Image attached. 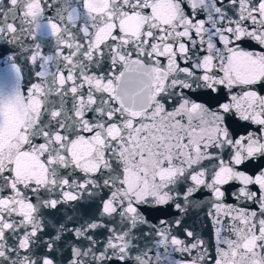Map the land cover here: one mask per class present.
<instances>
[{"label": "snow or ice", "instance_id": "snow-or-ice-1", "mask_svg": "<svg viewBox=\"0 0 264 264\" xmlns=\"http://www.w3.org/2000/svg\"><path fill=\"white\" fill-rule=\"evenodd\" d=\"M0 264H264V0H0Z\"/></svg>", "mask_w": 264, "mask_h": 264}, {"label": "water", "instance_id": "water-1", "mask_svg": "<svg viewBox=\"0 0 264 264\" xmlns=\"http://www.w3.org/2000/svg\"><path fill=\"white\" fill-rule=\"evenodd\" d=\"M25 83H27V81H25Z\"/></svg>", "mask_w": 264, "mask_h": 264}]
</instances>
